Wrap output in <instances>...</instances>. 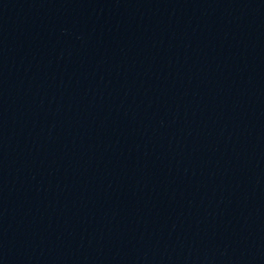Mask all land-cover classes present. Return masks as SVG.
Segmentation results:
<instances>
[{
	"label": "water",
	"instance_id": "obj_1",
	"mask_svg": "<svg viewBox=\"0 0 264 264\" xmlns=\"http://www.w3.org/2000/svg\"><path fill=\"white\" fill-rule=\"evenodd\" d=\"M0 264H264V0H0Z\"/></svg>",
	"mask_w": 264,
	"mask_h": 264
}]
</instances>
